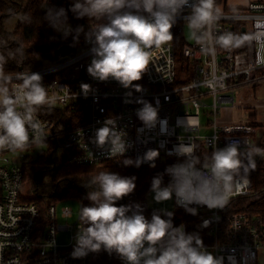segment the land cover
<instances>
[{
  "label": "built area",
  "instance_id": "1",
  "mask_svg": "<svg viewBox=\"0 0 264 264\" xmlns=\"http://www.w3.org/2000/svg\"><path fill=\"white\" fill-rule=\"evenodd\" d=\"M190 9L180 14L171 29L173 39L152 50V60L139 81L141 90L124 88L109 78L99 81L87 73L92 45L75 47L70 53L50 60L41 67L23 72H36L42 77L48 102L38 106L37 118L44 127V139H32L23 149H0V264H94L93 254L74 259L71 252L78 229L83 227L80 212L75 225L59 224L57 208L53 203L40 206L23 196V166L31 152L25 149L45 146L52 152L59 150L62 160L74 165L121 164L125 159L133 162L148 150H157L161 158L178 157L177 149L193 148L195 156L199 146L208 155L200 160L208 171L211 154L232 141L240 149L253 146V133H257L259 120L233 119L235 108H257L264 111V98L257 97L254 87L264 81V0H249L244 10L220 11L219 19L212 25L214 36L232 33L237 27L246 33L245 44L237 38L228 48L215 43L214 52L202 49L193 37L191 44L184 41V25ZM183 39L181 54L185 63L177 59V43ZM22 71V70H21ZM19 71V72H21ZM17 72V73H19ZM14 74H10L15 77ZM21 82L13 79L11 88ZM81 84L90 85L87 93ZM143 99L157 106V124L146 128L136 115ZM202 113L207 115L202 122ZM109 118L115 121L117 131L126 135V151L110 154V144L98 147L96 130ZM160 120L164 121L163 131ZM111 127V126H110ZM36 134L30 132V137ZM264 158V141L256 147ZM153 162H143L149 164ZM249 183L240 192H233L228 200L252 192ZM226 206L209 209L192 204L197 214L185 210L182 201L174 195V226L183 225L188 233H198L204 246L214 255L223 256L224 264H257L258 251L264 248V219L247 209L226 212ZM63 216H70L69 205L62 208ZM209 221L208 226H202ZM77 229L71 240L59 244L58 230ZM119 263L126 262L118 255Z\"/></svg>",
  "mask_w": 264,
  "mask_h": 264
},
{
  "label": "clouds",
  "instance_id": "2",
  "mask_svg": "<svg viewBox=\"0 0 264 264\" xmlns=\"http://www.w3.org/2000/svg\"><path fill=\"white\" fill-rule=\"evenodd\" d=\"M186 8L190 9L186 19L192 35L203 50L214 52L215 43L225 48L234 44L237 38L232 33L213 35L212 25L220 17L215 0H74L70 10L77 18L105 21L85 34L92 45L87 73L99 81L111 78L124 88L140 91V86L133 82L139 81L147 70L152 50L173 39L171 29ZM53 10L48 8L46 13L50 26L62 30L67 37L72 29L66 23L65 9H55V14ZM75 31L79 33L83 28ZM6 63L7 59L0 55V149H23L32 139L39 141L45 137L36 111L48 102V93L39 73L21 71L13 77L6 74ZM13 79L21 82L15 89L9 86ZM80 87L84 93L90 89L88 84ZM137 103L142 104L136 111L138 119L146 128L154 127L159 120L158 101L157 106L143 99ZM159 122L163 131L164 121ZM30 132L36 135L30 137ZM125 135L116 130L115 121L109 118L96 130L95 143L98 147L110 144V154L121 155L126 151ZM178 149L177 154L185 159L165 169L170 183L162 187L163 174H157L152 179L151 191L157 202L175 195L192 215L197 210L188 205L222 208L233 190L240 192L249 183L241 170L247 172L255 167L252 153H242L238 141L217 148L211 154L208 171L197 167L199 160L192 147ZM158 155L157 150H148L142 158L137 157L135 162L126 159L124 164L139 167L143 162H153L150 167H155ZM135 179L109 171L91 178L90 185L95 187L86 196L90 205L80 208L83 227L76 233L72 258H83L103 249L109 254L115 252L126 264H224V257L209 252L198 233L186 232L183 225L174 226L172 212H165V219L154 211L149 220L140 204L117 206V201L134 191ZM208 224L204 221L202 226Z\"/></svg>",
  "mask_w": 264,
  "mask_h": 264
},
{
  "label": "trees",
  "instance_id": "3",
  "mask_svg": "<svg viewBox=\"0 0 264 264\" xmlns=\"http://www.w3.org/2000/svg\"><path fill=\"white\" fill-rule=\"evenodd\" d=\"M228 0H215V7L220 11L244 10L245 6H230ZM74 0H0V55L7 59L5 64L6 74H14L23 70H33L43 65L44 59L52 61L55 59V50L63 44H73L76 48L86 43L85 34L92 31L97 25L104 23L102 18L83 17L77 18L70 10ZM64 8L67 15V21L70 23L72 32L65 37L63 32H55L50 26L46 13L48 8L55 9ZM15 20L12 28L10 23ZM82 27L83 31L77 33L75 30ZM46 28L49 32H46ZM235 36L240 40L241 44H245L246 33L242 27H237ZM183 39L177 43V59L180 63H185V58L181 54ZM12 82L10 83L11 87ZM205 148L199 146L195 157L198 160L203 159ZM37 154H39L37 152ZM48 155V154H47ZM168 157L166 161L156 162L155 167L150 164H141L136 167L134 164L125 166L124 161L121 164L103 163L97 165H74L68 164L65 160H61L55 164L52 170V180L55 184L65 181L66 185L61 192H54L48 195V203H53L63 199H78L82 206L90 205V201L86 199L87 193L95 187L90 185V180L99 172L118 173L122 177H135L136 187L134 191L117 201V206L140 204L144 209L143 214L149 220L154 211H158L162 216V211L153 206H144L141 204L143 197L151 189L152 179L157 174H163L162 186L170 183L171 177L165 174V169L182 163L181 159L185 158ZM31 154H28L23 166V181L26 178L27 169L30 162H36ZM126 160V159H125ZM206 161V160H205ZM255 161V167L249 168L247 172L241 170V175H246L252 181V192L231 199L225 203L226 212L247 209L250 212L260 215L264 219V158L259 156ZM35 194L30 198L43 207L45 200L43 196L38 194L37 188L34 189ZM233 204V208H230ZM131 213H128L130 215ZM103 260L110 254L103 249ZM96 252L93 254V263L96 261ZM112 261H106L110 264H120L118 255L113 252Z\"/></svg>",
  "mask_w": 264,
  "mask_h": 264
},
{
  "label": "rangeland",
  "instance_id": "4",
  "mask_svg": "<svg viewBox=\"0 0 264 264\" xmlns=\"http://www.w3.org/2000/svg\"><path fill=\"white\" fill-rule=\"evenodd\" d=\"M68 26H70L69 22H66ZM15 24V20H13L12 23H10L9 28H12ZM55 32L59 33V32H63L62 30H56L54 29ZM46 32H49V30L46 28L45 30ZM183 35H184V41L186 43L191 44L193 42V35H192V30L190 29L189 25H184V31H183ZM43 65L48 61V59H44L43 61ZM255 94L257 97L260 98H264V81L259 84L256 88H255ZM246 110V109H244ZM241 108H235L234 109V118L240 119L242 118L240 116V114L244 111ZM208 116L202 113V117L201 120L202 122H206ZM258 133V131H257ZM257 133H253L251 135L252 137V142H253V146H251L250 148H256L259 146L258 144V140L255 141L258 135ZM258 139V137H257ZM261 144V143H260ZM27 152H31V156H33V159H38L36 162H30L28 169H27V173H26V178L23 182V188H22V194L23 196L28 197V199H30L34 194L35 191L34 189L37 188L38 194L42 195L43 199L45 200L44 204H47L49 201V197L48 195H51L54 192H61L62 188L66 185L65 181H61L60 183L55 184L52 180V170L51 168L59 163L62 160V156L63 154H60L61 152L59 150H54L52 152V154L50 153L49 150L46 149L45 146L39 145V146H34V147H28L25 149ZM242 153H252V159L254 157L255 152H249V151H245V150H240ZM37 152L39 154H37ZM48 154V155H47ZM168 159V158H167ZM177 160H180L179 158ZM159 162L163 161L165 162L166 159L161 158V156H159ZM181 161L183 162L184 160L181 159ZM245 162H247V160H245ZM201 163L197 164V167H200ZM163 187V186H162ZM154 193L151 191V189L146 193V195L143 197L141 204L144 206H153L156 207L157 209H159L160 211H164V210H173L174 209V195L171 199L169 200H164L161 202H157L154 200ZM53 204L56 206L57 208V221L59 224H70V225H75L77 222V218L80 212V202L78 199L75 198H71V199H61V200H57L55 202H53ZM64 205H69L72 207L73 209V213L70 216H63L62 215V210L61 208ZM230 208H233V204L230 205ZM77 229L73 228L72 231L70 230H58L57 234H56V238L59 244H66L69 243L71 240V234L72 233H76ZM73 242H75V238L73 240ZM96 256L97 259L96 261H94V264H105L106 261L111 262L112 261V256L113 253H111L109 256L106 257V261L103 260L104 256V252L99 251L96 252ZM105 262V263H104ZM107 264H110V263Z\"/></svg>",
  "mask_w": 264,
  "mask_h": 264
},
{
  "label": "crops",
  "instance_id": "5",
  "mask_svg": "<svg viewBox=\"0 0 264 264\" xmlns=\"http://www.w3.org/2000/svg\"><path fill=\"white\" fill-rule=\"evenodd\" d=\"M228 1H229L228 4L230 6H245L249 2V0H228ZM257 86L258 85L254 87V92ZM232 116H233V119L236 120V118H234V111H233ZM240 116L242 118H250L253 120H259V122H261V123H258L259 127H258V133H257L260 136H257L258 139L257 137L255 139V141L258 140L257 142L260 145V143L264 141V111L262 109L259 110L257 108H246V110H244L240 114ZM240 150L255 152L254 157H253L254 160H256L260 156V153L258 152L257 148H253V149L247 148V149H240ZM204 154L208 155V151H205ZM245 164H247V162H245ZM257 264H264V248L258 251Z\"/></svg>",
  "mask_w": 264,
  "mask_h": 264
},
{
  "label": "water",
  "instance_id": "6",
  "mask_svg": "<svg viewBox=\"0 0 264 264\" xmlns=\"http://www.w3.org/2000/svg\"><path fill=\"white\" fill-rule=\"evenodd\" d=\"M75 48V46L73 44H63L61 46H59L54 53L55 58H60L68 53H70L71 51H73Z\"/></svg>",
  "mask_w": 264,
  "mask_h": 264
}]
</instances>
